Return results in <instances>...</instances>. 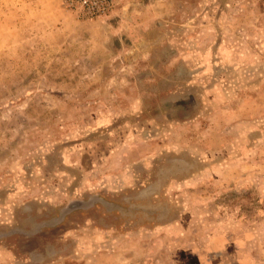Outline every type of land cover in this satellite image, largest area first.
I'll return each mask as SVG.
<instances>
[{"label": "rangeland", "instance_id": "1", "mask_svg": "<svg viewBox=\"0 0 264 264\" xmlns=\"http://www.w3.org/2000/svg\"><path fill=\"white\" fill-rule=\"evenodd\" d=\"M0 264H264V0H0Z\"/></svg>", "mask_w": 264, "mask_h": 264}, {"label": "water", "instance_id": "2", "mask_svg": "<svg viewBox=\"0 0 264 264\" xmlns=\"http://www.w3.org/2000/svg\"><path fill=\"white\" fill-rule=\"evenodd\" d=\"M93 203V199H90L88 201H81V200H71L69 202H67V204H65L59 211L57 214V217L52 218L50 220H48L47 222H44L41 224L42 227H53L57 224H59L62 219L64 218V216H66L68 213H70L73 210L76 209H84L87 208L88 206H90ZM105 209L106 210H112V209H117L119 210V208L115 207V206H110L105 204ZM52 220H54V222H52Z\"/></svg>", "mask_w": 264, "mask_h": 264}]
</instances>
